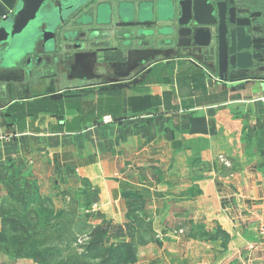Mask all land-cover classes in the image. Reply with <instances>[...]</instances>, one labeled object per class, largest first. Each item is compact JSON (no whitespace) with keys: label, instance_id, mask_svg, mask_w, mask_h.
I'll list each match as a JSON object with an SVG mask.
<instances>
[{"label":"crops","instance_id":"obj_1","mask_svg":"<svg viewBox=\"0 0 264 264\" xmlns=\"http://www.w3.org/2000/svg\"><path fill=\"white\" fill-rule=\"evenodd\" d=\"M111 76L26 84L0 67V226L32 187L49 223L59 192L64 212L113 226L106 246L141 249L134 264H264V71L222 82L188 49Z\"/></svg>","mask_w":264,"mask_h":264},{"label":"flooded vegetation","instance_id":"obj_2","mask_svg":"<svg viewBox=\"0 0 264 264\" xmlns=\"http://www.w3.org/2000/svg\"><path fill=\"white\" fill-rule=\"evenodd\" d=\"M18 1L5 10V17L13 15ZM177 1L47 0L41 10V17L45 19L38 25L30 48H22L27 52L16 61L10 58L3 61L0 54V67L20 71L26 84L48 75L60 77L62 73L68 79L98 82L107 70L112 76L106 80L114 84L120 77L130 76L150 63L138 64L151 57L136 56L132 54L135 51H156L159 53L156 61L171 56L175 50L202 49L212 54L217 73L215 31L207 47L176 48L174 38L168 34L170 24L156 17L158 7L163 19L170 9L178 14ZM207 1L214 5L212 0ZM236 8L240 17L250 16L248 5H236ZM259 27L264 28V25ZM257 36H264V33ZM6 47L7 44H3L0 52H5ZM9 63L15 64L7 66ZM253 65L252 68L263 72L264 54L263 59L254 61Z\"/></svg>","mask_w":264,"mask_h":264},{"label":"water","instance_id":"obj_3","mask_svg":"<svg viewBox=\"0 0 264 264\" xmlns=\"http://www.w3.org/2000/svg\"><path fill=\"white\" fill-rule=\"evenodd\" d=\"M212 1L214 5L207 0H179L178 14L170 9L163 19L158 7L156 17L159 21L170 24L168 34L174 38L176 48L207 47L211 33L215 31L217 80L235 82L246 79L248 70L254 66L253 62L263 59L264 36L257 35L264 33V28L259 27L264 25V0ZM14 2L15 0H0V47L7 44L5 52H0L3 61L5 58L20 60L30 48L38 25L45 19L41 17V10L47 0H19L13 15L5 17V10L11 9ZM241 4L249 6L247 14L250 16H239L236 5ZM24 47L27 49L22 51ZM132 54L141 55L143 58L145 55L151 57L138 63L144 64L154 61L159 53L135 51ZM13 64L15 63H9L7 66Z\"/></svg>","mask_w":264,"mask_h":264},{"label":"trees","instance_id":"obj_4","mask_svg":"<svg viewBox=\"0 0 264 264\" xmlns=\"http://www.w3.org/2000/svg\"><path fill=\"white\" fill-rule=\"evenodd\" d=\"M29 198V195L26 198ZM35 197V196H34ZM25 198V199H26ZM38 202V198L35 197V200ZM33 200L26 199L25 206L22 208V213H16L7 211L6 216L2 221L1 228L8 232L0 231V246L2 249L8 253L13 255L14 257H24L34 260L36 264H59L55 261L54 256L61 255L60 253H55L50 249H32L28 247L26 251V240L28 239V235H24L25 237L19 238L16 236V241L13 239V234H24V228L31 225L36 227L37 225L43 224V232L45 234L48 229L50 215L46 210L42 211L40 208H29L28 205L34 202ZM46 201V200H45ZM47 203V201H46ZM41 205V204H40ZM41 211L46 215L44 218L41 216ZM3 215V213H2ZM41 223V224H40ZM56 229V228H55ZM55 231V230H54ZM10 232V233H9ZM50 232V231H48ZM52 232V231H51ZM50 232V233H51ZM41 234V233H39ZM91 235H87V242L84 243L80 248L81 258L83 264L85 261H92V264H134L136 261L135 249L131 243H120L117 245L106 246L104 244L105 239V231L101 227H96L92 229ZM33 235H37L36 231L33 232ZM42 235V234H41ZM53 253V254H51ZM78 259L73 260L70 264H77ZM65 264V261L63 262Z\"/></svg>","mask_w":264,"mask_h":264},{"label":"rangeland","instance_id":"obj_5","mask_svg":"<svg viewBox=\"0 0 264 264\" xmlns=\"http://www.w3.org/2000/svg\"><path fill=\"white\" fill-rule=\"evenodd\" d=\"M15 188V187H14ZM19 190V188L17 189ZM16 189H14V194L13 196H15V193H17ZM32 187L28 188L26 187V193L27 195H29V198L27 197L26 199L28 200H35L34 194H32ZM20 191V190H19ZM52 198L54 196V200L55 203L57 205V209L56 212H60V213H56V220L53 221V223H50L48 225V227L46 229H48V231H52L51 233L46 231L45 234L43 232V224L41 225H37L36 227H31V225L25 227L24 230V234H18V233H14L13 234V239H15L16 241V236H18L19 238L21 237H25L24 235H28V239L26 240V251L28 247L30 248V250L32 251V249H38V248H42V249H50L51 251L55 252V253H60L61 255L58 256H54L55 261H57L59 264H63V262L65 261V264H70L73 260L78 259L77 264H83L82 262V258H81V251L82 249L80 248L82 245H84V243L87 242V235H91V231L92 229L96 228V227H101L104 231H105V235H110L111 230L113 228L112 225L110 224H95L96 221H93V219L91 221H89L88 223H86V211L85 210H90L88 208H85L84 210H82V208H72L69 211L72 212H64L65 210L63 209L62 205L63 202H65L64 200V195H62L61 193H57V192H52L51 193ZM37 204L35 203V205H28L29 208H34ZM42 207L39 209L41 210ZM11 212H16V213H22L23 209H18L16 207H13L12 209H10ZM42 211H44V208L42 209ZM41 211V216L42 218L45 217L44 213H42ZM90 212V211H89ZM148 226V227H147ZM145 225V224H141L140 225V235H146V233L149 230V225ZM56 228V229H55ZM55 230V231H54ZM0 231L1 232H8V230L5 228L2 229L0 226ZM36 231L37 235H33V232ZM10 233V232H9ZM41 233V234H39ZM158 241V240H157ZM142 243V242H141ZM143 246V245H141ZM0 248H2L0 246ZM135 249V256H136V260L137 255L140 254L139 251L141 249H139L138 251H136V247H134ZM0 252L3 253L0 249ZM143 252V251H140ZM53 254V253H51ZM89 263L92 264V261H85L84 263ZM136 262V261H135ZM154 264H161L159 261H157Z\"/></svg>","mask_w":264,"mask_h":264},{"label":"built area","instance_id":"obj_6","mask_svg":"<svg viewBox=\"0 0 264 264\" xmlns=\"http://www.w3.org/2000/svg\"><path fill=\"white\" fill-rule=\"evenodd\" d=\"M103 121H104V122H107V117H105V118L103 119Z\"/></svg>","mask_w":264,"mask_h":264}]
</instances>
